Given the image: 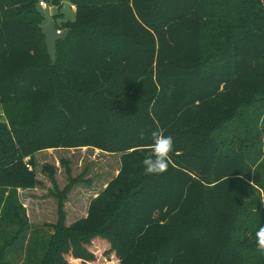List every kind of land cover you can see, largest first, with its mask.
I'll return each mask as SVG.
<instances>
[{"label": "trees", "instance_id": "obj_1", "mask_svg": "<svg viewBox=\"0 0 264 264\" xmlns=\"http://www.w3.org/2000/svg\"><path fill=\"white\" fill-rule=\"evenodd\" d=\"M69 1L76 20L53 65L39 0H0V264L90 263L105 248L122 264H264V253L228 238L240 213L251 244L264 225V153L242 150L264 136V0H238V19L239 5L209 13L210 0ZM208 28L226 41L228 62H206ZM158 129L174 150L165 173L146 174ZM82 148L120 153L119 174L34 259L18 194L36 183L26 165Z\"/></svg>", "mask_w": 264, "mask_h": 264}, {"label": "rangeland", "instance_id": "obj_2", "mask_svg": "<svg viewBox=\"0 0 264 264\" xmlns=\"http://www.w3.org/2000/svg\"><path fill=\"white\" fill-rule=\"evenodd\" d=\"M222 6L224 9L230 7L229 10H232L233 6H238L237 19L242 14L245 15L242 12L244 7L240 3L238 4V0H210L208 12L215 10L221 13L220 11H224L221 10ZM50 7V10H41L44 16L43 26L54 22L62 30V33L66 32L64 31L65 23L76 20L75 6L69 0H62V8ZM206 17L209 20V16ZM232 23L237 24V21ZM216 32L217 30L214 29L206 30L204 39L207 51L206 62L210 63L220 58L223 60L222 63H226L230 60L227 44L226 41H220L217 38ZM213 56L216 60H213ZM57 62L58 57L56 64ZM3 120L4 115L0 111V121ZM233 129L234 126H230L228 130L224 131L223 137L231 139ZM257 148L261 149V153H264V136L261 142L250 140L242 146V150L251 157L259 155L256 151ZM120 159V153H109L92 148L50 149L35 155L34 163L30 164V167H28L29 164L26 165L27 169L35 174V185L18 188L20 201L26 208L33 229L29 234L30 238H27L29 242L24 244V249H27L26 255L34 254L32 256L34 259L37 257L36 254L42 257V253L48 246V240L54 242V238L59 232L86 217L91 201L97 198L109 182L119 174ZM256 201L264 205L262 191L257 193ZM246 216V214L240 213L236 217L228 238L231 244L255 251L258 249L256 243L251 244L248 237L253 226L250 218L247 219ZM60 228L62 230H59ZM2 231H5L4 226L0 228V234ZM12 235L13 233L8 238H11ZM108 250L109 248L103 249L96 256V260L90 263L72 259L66 255L63 256V260L68 264H122L115 254H107ZM22 255L21 259L25 260L24 252ZM11 256L14 260L19 258L15 254Z\"/></svg>", "mask_w": 264, "mask_h": 264}, {"label": "clouds", "instance_id": "obj_3", "mask_svg": "<svg viewBox=\"0 0 264 264\" xmlns=\"http://www.w3.org/2000/svg\"><path fill=\"white\" fill-rule=\"evenodd\" d=\"M264 123V119H262ZM143 137V133H141ZM152 143L147 155L143 159L146 174L160 175L165 173L170 164V154L174 150V140L170 135H164L161 130L151 133ZM255 243L258 250L264 253V225H261L255 232Z\"/></svg>", "mask_w": 264, "mask_h": 264}, {"label": "water", "instance_id": "obj_4", "mask_svg": "<svg viewBox=\"0 0 264 264\" xmlns=\"http://www.w3.org/2000/svg\"><path fill=\"white\" fill-rule=\"evenodd\" d=\"M43 34L45 36L48 55L53 65H55L57 61L56 44L59 41L65 40L66 37L68 36V32L59 34L57 30V26L55 25L54 22H51L43 26Z\"/></svg>", "mask_w": 264, "mask_h": 264}, {"label": "built area", "instance_id": "obj_5", "mask_svg": "<svg viewBox=\"0 0 264 264\" xmlns=\"http://www.w3.org/2000/svg\"><path fill=\"white\" fill-rule=\"evenodd\" d=\"M39 7H40L42 10H44V11H47V10H50V9H51L50 5L47 3L46 0H39ZM52 13H53V12H52ZM58 32H59V34H62L61 31H58ZM28 167H30V165H28Z\"/></svg>", "mask_w": 264, "mask_h": 264}, {"label": "crops", "instance_id": "obj_6", "mask_svg": "<svg viewBox=\"0 0 264 264\" xmlns=\"http://www.w3.org/2000/svg\"><path fill=\"white\" fill-rule=\"evenodd\" d=\"M75 11H76V7H75ZM86 217H87V214H86Z\"/></svg>", "mask_w": 264, "mask_h": 264}]
</instances>
